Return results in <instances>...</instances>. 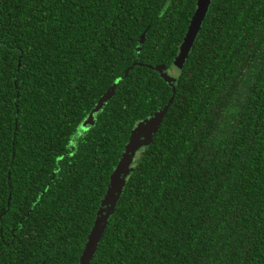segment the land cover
<instances>
[{"label":"trees","instance_id":"16d2710c","mask_svg":"<svg viewBox=\"0 0 264 264\" xmlns=\"http://www.w3.org/2000/svg\"><path fill=\"white\" fill-rule=\"evenodd\" d=\"M195 4L0 0V264H77L170 95L87 264H264V0H210L176 68Z\"/></svg>","mask_w":264,"mask_h":264},{"label":"water","instance_id":"95a60500","mask_svg":"<svg viewBox=\"0 0 264 264\" xmlns=\"http://www.w3.org/2000/svg\"><path fill=\"white\" fill-rule=\"evenodd\" d=\"M209 2L210 0H196L194 11L189 19L182 41L179 44L177 55L173 61L176 68H179L181 60L188 53L196 33L199 30ZM155 69L158 70L159 75L170 84L172 93V82L174 81V77L167 73L163 65H159ZM111 92L112 86L110 87V90L97 99L95 105L87 113V117L82 121V126L86 123L92 124V114L101 107L102 103L106 99H108ZM171 98L172 95H170L164 107L153 111L147 117H144L140 121L136 122V124L129 131L128 138L123 145V150L120 153L113 169L109 173L105 191L99 201V206L86 235L77 264L88 263L102 235L107 216L113 211L114 205L120 195L125 182V177L132 170L131 163L135 152L138 151L140 147L147 145L151 141L152 135L158 128Z\"/></svg>","mask_w":264,"mask_h":264},{"label":"rangeland","instance_id":"374dc122","mask_svg":"<svg viewBox=\"0 0 264 264\" xmlns=\"http://www.w3.org/2000/svg\"><path fill=\"white\" fill-rule=\"evenodd\" d=\"M170 73L173 74V70H170Z\"/></svg>","mask_w":264,"mask_h":264}]
</instances>
